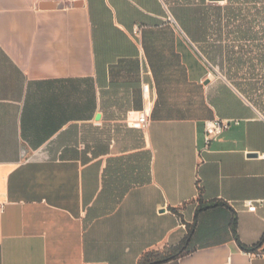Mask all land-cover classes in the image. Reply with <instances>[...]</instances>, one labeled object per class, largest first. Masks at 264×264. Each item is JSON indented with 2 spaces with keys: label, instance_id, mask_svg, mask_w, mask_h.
<instances>
[{
  "label": "crops",
  "instance_id": "1",
  "mask_svg": "<svg viewBox=\"0 0 264 264\" xmlns=\"http://www.w3.org/2000/svg\"><path fill=\"white\" fill-rule=\"evenodd\" d=\"M214 68L264 72V0H0V264H264V95Z\"/></svg>",
  "mask_w": 264,
  "mask_h": 264
},
{
  "label": "built area",
  "instance_id": "2",
  "mask_svg": "<svg viewBox=\"0 0 264 264\" xmlns=\"http://www.w3.org/2000/svg\"><path fill=\"white\" fill-rule=\"evenodd\" d=\"M63 2L67 3H73L78 0H61ZM169 21L175 22L174 18L172 16H169ZM140 33V27L135 28V34ZM150 85L144 84L143 85V91L145 96L149 95L150 93ZM150 110H151V103L149 106H145L141 111L137 113L136 116H131L128 119V124L140 128L142 130H146L150 123ZM231 121L230 120H223V119H215L211 121L206 122L205 127V142L208 146L211 141L217 139L220 135H222L224 132L229 130L231 127ZM236 124H239L238 121H235ZM262 158H264V153L260 154ZM246 205L249 208H254L253 201L249 200L246 202Z\"/></svg>",
  "mask_w": 264,
  "mask_h": 264
},
{
  "label": "rangeland",
  "instance_id": "3",
  "mask_svg": "<svg viewBox=\"0 0 264 264\" xmlns=\"http://www.w3.org/2000/svg\"><path fill=\"white\" fill-rule=\"evenodd\" d=\"M260 70V69H259ZM225 71V72H223ZM214 72L219 75L222 76L223 73L226 74L227 76L230 74L231 77H233V83L238 87L237 82L238 79L237 77L240 76L243 78V76L245 78H247V81H242V84L245 83V85H242L243 88L246 90L245 95L248 97V99L252 102L255 103L256 100H260L259 96L260 94L264 95V86H261L258 84H256L255 86L253 85L254 81H253V77L254 76H258L260 77L261 75H264V72H257L255 75V71L253 69H246L241 71L240 73H238V70H222L220 68H214ZM227 72H229V74H227ZM249 78H251V81L248 80ZM244 91V90H243ZM262 101H264V98L262 97Z\"/></svg>",
  "mask_w": 264,
  "mask_h": 264
},
{
  "label": "trees",
  "instance_id": "4",
  "mask_svg": "<svg viewBox=\"0 0 264 264\" xmlns=\"http://www.w3.org/2000/svg\"><path fill=\"white\" fill-rule=\"evenodd\" d=\"M207 207H210V206H203L200 209H204V208H207ZM233 229H234V231L236 230V221H235V219L233 220ZM141 264H151V263L149 261H147L146 259H143Z\"/></svg>",
  "mask_w": 264,
  "mask_h": 264
},
{
  "label": "water",
  "instance_id": "5",
  "mask_svg": "<svg viewBox=\"0 0 264 264\" xmlns=\"http://www.w3.org/2000/svg\"><path fill=\"white\" fill-rule=\"evenodd\" d=\"M210 1H213V2H221L223 0H210ZM45 7L53 8V7H55V5L51 4V5H47ZM253 156H255V154H250V157H253Z\"/></svg>",
  "mask_w": 264,
  "mask_h": 264
}]
</instances>
